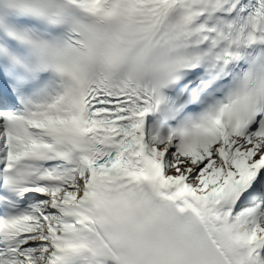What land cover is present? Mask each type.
I'll list each match as a JSON object with an SVG mask.
<instances>
[{"label":"snow or ice","instance_id":"1","mask_svg":"<svg viewBox=\"0 0 264 264\" xmlns=\"http://www.w3.org/2000/svg\"><path fill=\"white\" fill-rule=\"evenodd\" d=\"M0 264H264V0H0Z\"/></svg>","mask_w":264,"mask_h":264}]
</instances>
